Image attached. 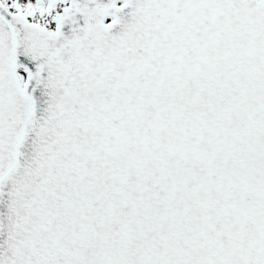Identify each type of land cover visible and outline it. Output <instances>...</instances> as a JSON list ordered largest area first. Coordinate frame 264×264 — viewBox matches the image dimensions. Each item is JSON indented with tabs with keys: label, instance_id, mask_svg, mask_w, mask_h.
<instances>
[{
	"label": "snow or ice",
	"instance_id": "obj_1",
	"mask_svg": "<svg viewBox=\"0 0 264 264\" xmlns=\"http://www.w3.org/2000/svg\"><path fill=\"white\" fill-rule=\"evenodd\" d=\"M0 264H264V0H0Z\"/></svg>",
	"mask_w": 264,
	"mask_h": 264
}]
</instances>
